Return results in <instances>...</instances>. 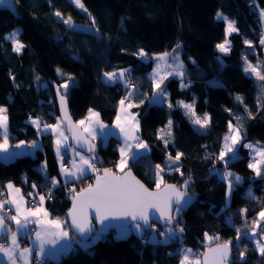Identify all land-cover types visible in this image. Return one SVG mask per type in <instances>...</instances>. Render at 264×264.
Instances as JSON below:
<instances>
[{
    "label": "trees",
    "instance_id": "obj_1",
    "mask_svg": "<svg viewBox=\"0 0 264 264\" xmlns=\"http://www.w3.org/2000/svg\"><path fill=\"white\" fill-rule=\"evenodd\" d=\"M15 2L18 15L0 10V107L7 109L13 140L30 141L39 136L29 120L31 117L44 124L57 122L53 83L60 85L64 81L57 75V68L76 78L67 94L72 117L78 121L89 109H96L104 122L111 123L128 89L123 82L104 83L102 73L129 69V82L142 94L152 95L153 83L148 73L154 61H143L133 53L139 48L149 55L171 51L177 42L182 45L185 78L194 83L182 88L181 81L172 77L164 85L175 97L194 103L197 113L208 112L211 117V124L202 132L181 107L168 109L163 103L148 101L137 105L141 109L134 107V111L139 110L140 136L150 150L141 161H129L127 168L131 167L149 187H156L155 165L166 167V154L174 157L177 151L182 152L184 155L178 163L184 175L164 168L162 174L164 182H175L179 188L191 177L187 191L193 195L194 203L179 216L174 211L172 222L164 227L153 225L149 230L142 227L121 238H115L110 230L100 234L89 247L75 245L68 254L57 260L47 259L46 264H180L181 250L186 247L201 255L208 245L228 241L233 243L231 264H264V256L249 237L253 221L264 209V178L248 167L249 148L238 146L237 158L229 160L227 165L217 159L223 138L228 134L229 121L240 128L245 136L243 143L252 140L264 144V102L258 103L256 79L242 68L247 57L253 63H260L264 71V45L260 44L261 24L256 9V3L262 7L264 0H82L87 13L72 0ZM219 9L239 29L238 33L229 35L231 51L227 54H220L215 47L226 38L225 22L215 15ZM55 11L63 13L65 18L71 16L80 27L76 31L68 29L53 14ZM88 13L95 18L102 38L86 30L92 23ZM17 26L21 27L19 39L26 45L21 53L14 52L12 42L5 39ZM200 69L203 71L198 74ZM212 76L221 80L219 86L209 84L207 79ZM237 96L243 98V103L237 101ZM236 116L240 117L239 123ZM170 118L173 137L165 147L158 131ZM40 138L42 146L36 154L9 160L0 158V191L11 181L23 192L33 189L40 197L47 187L52 198L46 201V206L52 214L65 217L71 203L66 182L53 186L47 179L60 176L53 134L43 133ZM109 139L105 145L100 138L95 139L100 150L94 155L95 161L100 168L116 171L119 149L116 140ZM225 172L241 177L239 183L234 182L229 201L227 179L231 177L222 179L218 174ZM23 173L28 177L24 178ZM80 181L78 189L84 185ZM241 209H247V213L241 214ZM7 222L14 231V222ZM263 224L264 221L261 227ZM179 227L184 228L182 233L168 234L169 228ZM205 234L218 239L209 241ZM238 248L245 252L243 261Z\"/></svg>",
    "mask_w": 264,
    "mask_h": 264
},
{
    "label": "snow or ice",
    "instance_id": "obj_2",
    "mask_svg": "<svg viewBox=\"0 0 264 264\" xmlns=\"http://www.w3.org/2000/svg\"><path fill=\"white\" fill-rule=\"evenodd\" d=\"M74 5L82 9L87 13L82 0H72ZM0 5H5L11 7L9 0H0ZM60 21L70 30L76 31L80 26L75 25L71 16L64 18L63 13L60 11H55L53 13ZM92 20V26L88 27L87 31H94L98 38H102L99 29L95 27L96 21L91 14L88 13ZM261 15H264V10H262ZM218 19L226 20L227 18L222 15V13H217ZM233 32H239V29L235 26L233 21H228L226 29V38L222 43L216 45L220 53L227 54L231 51V41L227 39V35ZM20 30H14L12 33L8 34L5 39L12 42L13 51L16 53H21L26 45L19 39ZM60 39V37H58ZM246 44L252 46L251 41H245ZM260 44L264 45V36L260 39ZM182 47L180 42H177L176 46L171 51H164L162 53H153L149 55L143 48H139L137 52L133 53L141 58V60H154L156 61V66L153 69L152 83L153 92L152 96L149 98L150 103H165L164 98L169 94L167 90L162 87L164 82L169 79V77H175L180 79L181 87L185 88L188 85L183 81L186 77V69L184 68L183 62L179 59V50ZM245 64L243 66V71L249 76H253L255 79L264 81V71L261 70V64L252 65L251 62L244 57ZM193 63H195L193 61ZM162 69L166 70L162 73ZM129 69H119L111 72H103L102 80L106 84H114L123 82L127 89H134V86L125 79L126 73ZM57 75L64 78V82L56 86L57 93L63 92L64 95H60V108L64 113L62 117L57 118V123L55 125L44 124L42 131L55 134V151L60 153L62 150L67 152L69 148L73 146L66 143L68 137L64 135L61 131V125L64 124L68 127L76 143L80 145L81 150L87 151L89 154L94 153L95 146L92 145L88 137H95L100 131H105L106 135H122L124 147L119 149L120 161L116 165V168L120 172L128 167L129 161H141L145 154L150 150L149 145L142 141L137 133L140 130V123L137 119L138 114H132L128 111L134 105L131 102V98L136 95V91H128L127 97L125 99L129 100L127 107H125V99L119 101L120 109L119 114L116 116L115 128L118 131L107 132L109 128L108 125L104 124L100 120V113L94 112L92 109L88 110V115L85 119L79 120L76 124H73L71 118L67 112V94L68 89L75 83L74 77L66 75L59 68L56 69ZM14 79V77H13ZM39 80V77H37ZM213 86H219L218 82H210ZM144 95V94H140ZM237 101L243 103V98L237 96ZM260 99H264V84L260 86V97H258V103ZM140 103H144L143 100ZM167 106L172 108L174 105L171 102H167ZM177 107H181L185 110V115L189 117L194 125L199 126V131H205L211 124V117L205 113L203 116L196 114L194 104H188L184 101H177ZM231 111V109H228ZM7 109L0 107V130H2L3 143H0V153L8 154L5 158L12 159L16 155L15 153L9 152L8 144V117L5 115ZM123 114V115H121ZM250 115V113H249ZM239 123L240 117H235ZM32 123L37 126L40 130L41 121L39 119L33 120ZM172 120L169 119L167 124V133L165 134L164 129L159 130L158 138L163 142L165 147L168 146L170 138L172 136ZM167 135L168 138H165ZM245 136L242 135L239 127L232 124L231 121L228 122V134L224 136L223 147L220 150L218 161L227 165L228 160L226 157L235 159L237 156V147L243 146L253 150V162L248 164V167L253 169L254 173L258 177L264 178V146H256L252 144L243 143ZM24 145L21 141L20 144L15 145V147L20 148ZM31 147H37V142L33 141ZM184 154L177 151L176 155L173 157L170 153L166 157L168 164L167 168L169 171L178 172L181 176L184 175L180 171L182 165L178 162ZM76 156L79 157V164L73 160V168H66L63 164L61 158V171L65 178V182H72L79 179H84L88 172H98L96 168L94 155L88 157L81 156L79 151L76 152ZM256 157H259L258 159ZM46 166V165H45ZM42 166V169L43 170ZM164 169L160 165H155L154 171V182L156 186V191H149L140 181L136 180L132 176L131 171H127L124 175L117 176L111 169H104V175L95 177L96 184L95 187L89 185L88 188L83 189L81 192L76 193L72 197L73 207L69 211V219L61 220L59 217L50 219L49 212L42 208L36 207L32 209H25L23 204L25 201L20 198L17 199L16 196L12 195L10 200H0V239L5 237H10L7 243L0 242V254H3L7 258L9 264H17V259L19 258L23 264H33V259H35L36 264H43V258L50 255H58L69 249H71V241L73 237H70L69 232L65 231V227H71L75 230L77 237L79 239L76 241L78 243L87 246V242H95L107 228L118 227L120 229L121 236L127 234L129 228V222L137 231L142 229V225L149 224V212L150 210L153 214L158 213L157 219L163 217L167 222L171 223L173 220L172 212L175 211L176 215L182 212V210L191 203L193 197L187 192V189L192 182L191 177L186 179L183 185L178 188L173 184H164ZM222 179L231 177L227 179V194L230 197L231 192L234 188V182L239 183L241 181L240 176H235L232 172L218 173ZM48 182L53 186L59 184V181L54 178H47ZM163 185V187H162ZM35 187V185H32ZM183 188V190H181ZM7 189L19 193L20 189L14 188V185L9 182L7 184ZM251 196V191H249ZM50 196V193H49ZM45 200L44 196L39 197V201L42 204ZM12 204L15 206V215H11L12 209L7 208L6 205ZM7 215L5 214V210ZM90 209H94V213L90 212ZM247 209H241V214H246ZM30 217L36 219L32 220ZM42 217V218H41ZM95 219L101 228L96 231L91 223L92 219ZM6 219L14 222L17 227V231L13 232L11 230V224L6 223ZM113 221H120L119 224L113 225ZM264 221V209L257 214V219L253 221V227L249 236L256 242L257 249L261 256H264V227H261V222ZM31 224L39 225V229L34 232L33 244L34 247L31 248H20L18 242V232L21 230L24 232H29V226ZM184 231L183 227L179 228H169L167 230L168 234ZM257 233H259V239L257 238ZM206 238L211 241L213 239H218V237L207 236ZM241 239V236H237V240ZM63 241H69V243H62ZM166 242V241H164ZM52 246V247H50ZM240 260H245V252L240 251ZM182 257L180 259V264H201L199 259H193V253L191 249H183ZM231 241L225 242L222 245H217L215 248H210L206 254H204V264H229V257L231 255ZM35 253V257L33 254Z\"/></svg>",
    "mask_w": 264,
    "mask_h": 264
},
{
    "label": "crops",
    "instance_id": "obj_3",
    "mask_svg": "<svg viewBox=\"0 0 264 264\" xmlns=\"http://www.w3.org/2000/svg\"><path fill=\"white\" fill-rule=\"evenodd\" d=\"M158 53H162V52H158ZM155 68V62H154V66H153V68L149 71V73H148V75H149V78H150V80H151V82H152V73H153V69ZM162 73H163V71H162ZM125 79L127 80V81H129L128 80V73H126V75H125ZM178 81H180V79H177ZM184 82H185V84H187V85H190V84H192V83H194V81L192 80V79H184ZM162 87L163 88H165L166 90H167V93L169 94L167 97H165L164 98V100H165V102L166 101H168V102H173V103H175L176 104V102L179 100V98L178 97H175L171 92H170V89L169 88H167L164 84L162 85ZM132 90H135L136 91V95L135 96H133L132 98H131V102L133 103V107L131 108V109H128V111L130 112V113H132V114H138V116H137V119L139 120V123H140V116H139V110H137V111H134L133 110V108L134 107H136L137 105L139 106H142V105H144L147 101L148 102H150L149 101V98L152 96V95H149V96H146V95H140L141 93H142V91L138 88V87H136V88H134V89H128L127 90V92L125 93V97L124 98H122V99H125L126 97H127V93H128V91H132ZM153 92V91H152ZM152 94V93H151ZM141 100H143L144 101V103H140V101ZM129 103V100L128 99H125V107H127V104ZM156 103H158V102H156ZM163 104H165V103H163ZM166 105V104H165ZM118 108H117V111H116V114H115V118H114V120L111 122V123H106V122H104L102 119H100L104 124H106V125H108L109 126V128L106 130L107 132H114V131H118V129H116L115 128V120H116V116H117V114H119V109H120V105H119V103H118ZM137 106V107H138ZM167 106V105H166ZM168 107V106H167ZM139 108V107H138ZM139 109H141V108H139ZM5 115H7V117H8V114H6L5 113ZM88 115V112H87V114H86V116ZM121 115H123V114H121ZM86 116H84L83 118H81V119H85V117ZM79 121V120H78ZM10 122H9V120H8V133H9V137H8V139L10 140V141H12L13 143L14 142H17V141H19V140H21V139H19V140H13L12 139V137H11V133H10ZM140 131H141V127H140V130H139V132L137 133V135L139 136V138L140 139H142V137L140 136ZM1 132H2V130H1ZM47 133H50V132H47ZM52 133V132H51ZM159 131H158V136H159ZM91 137V136H90ZM93 140H95L96 138H100L101 140H102V142H103V144L105 145L106 143H108L109 142V138H112V139H114V140H116L115 142H116V147H117V149H120L121 147H124V143H123V136L122 135H106L105 134V131H100L98 134H96L95 135V137L93 138V137H91ZM0 143H3V136H2V134H0ZM142 141H144V142H146L144 139H142ZM69 141L67 140V142L66 143H68ZM147 143V142H146ZM9 144V143H8ZM12 144V143H11ZM11 144H9V152L10 153H15L16 155L14 156V157H16V156H20V155H23V154H26V153H20V152H18V150L16 151L15 149H14V147H12L11 146ZM72 144V143H71ZM148 144V143H147ZM222 144H223V142H222ZM75 147V146H74ZM76 148V147H75ZM150 149V148H149ZM78 150V149H77ZM63 151V150H62ZM61 151V152H62ZM71 150L70 149H68V155H61V157H62V159H64L63 160V163L65 162V160H67V166H69L70 167V169H72V170H74V168H73V160L75 159L76 160V162H77V164H79V157L78 156H76V152H75V154H74V156L72 157V155H71V152H70ZM79 151V150H78ZM54 152H55V150H54ZM18 153H20V154H18ZM56 153V152H55ZM63 153V152H62ZM79 154L81 155V156H85V157H88V156H90V154H87V153H84V152H82V151H79ZM120 154V153H119ZM8 154H6V153H0V158H2V159H4V160H9V159H6L5 157L7 156ZM169 154H166V156H165V164H166V167H163L162 166V168H164V169H167L168 170V168H167V164H168V161H167V159H166V157L168 156ZM72 157V158H71ZM119 161H120V157H119V159H118V162H117V164L119 163ZM95 164H96V161H95ZM116 164V165H117ZM64 165H66L65 163H64ZM89 173H91V172H88L87 174H89ZM54 179L56 178V177H53ZM58 181H59V184H61V183H64L65 182V180L63 181V179H62V175L60 174V176H58ZM11 182V181H10ZM9 182H7V183H5V185H4V187H5V189L3 190L4 192H5V198L7 199V200H10L11 199V196L12 195H14V196H16V198L17 199H20V198H22L24 201H25V203L23 204V207L25 208V209H32V208H36V207H42V208H44V209H46L48 212H49V218L50 219H54V218H57V217H59L61 220H67L66 219V217L64 218V217H62V216H58V215H54V214H52L51 212H50V210H48L49 208H46V207H44L42 204H40V203H37L36 205H33V207H31L30 205H29V203H28V200H27V197H25L24 196V192H23V190H22V188L20 187V186H17V185H15L14 183H12L13 185H14V188H18V189H20V191H19V193H16V192H14V191H12V190H9V189H7V184H8ZM52 185V184H51ZM58 185V184H57ZM10 207L11 208H13V211H14V214L13 215H15L16 214V212H15V206L14 205H12V204H10ZM42 218V217H41ZM30 219H32V220H34V219H36V218H34V217H30ZM15 225V224H14ZM31 226H32V228H34L35 230H38L39 229V225H37V224H31ZM29 230H31V228H30V226H29ZM65 231H68L69 232V235H70V237H73V240L71 241V249H69V250H67V251H65V252H63V253H60V254H58V255H50V256H46V257H44V259H53V260H57L58 258H60L62 255H64V254H68V252H70L71 250H72V248L75 246V245H78L79 243L78 242H76L77 240H78V238H77V236L75 235V234H73L72 233V231H71V228H69V227H65V229H64ZM133 230H136L135 228H134V226H133ZM17 231V227H16V225H15V228H14V231L13 232H16ZM137 231V230H136ZM33 239H34V236H30L29 237V232H24V231H20V232H18V242H19V247L22 249V248H31V247H34V244H33ZM10 240V237H8V239L7 240H5V241H2L3 243H5L6 244V246H7V243H8V241ZM62 243H65V244H67V243H69V241H63ZM81 244V243H80ZM50 247H52V246H50ZM33 257H35V253L33 254ZM0 264H9V262L7 261V258L6 257H4L3 256V254H0ZM17 264H23V262L18 258L17 259ZM33 264H36V262H35V259H33Z\"/></svg>",
    "mask_w": 264,
    "mask_h": 264
},
{
    "label": "rangeland",
    "instance_id": "obj_4",
    "mask_svg": "<svg viewBox=\"0 0 264 264\" xmlns=\"http://www.w3.org/2000/svg\"><path fill=\"white\" fill-rule=\"evenodd\" d=\"M256 9H257V12L259 13V16H260V24H261V37L262 36H264V15H261V12H262V10H264V6H260L259 4H257L256 3ZM222 13V15L224 16V17H226L227 19L226 20H224V22H225V25H226V27H225V32H226V29H227V23H228V21H233L234 22V20L231 18V17H229L227 14H225V13H223V11L221 10V9H219L218 11H216V13H215V15H216V17H217V13ZM65 18V17H64ZM92 26V23H90L88 26H87V28L88 27H91ZM236 26V25H235ZM95 27H96V25H95ZM97 28V27H96ZM21 30V27L20 26H17V27H15L10 33H12L14 30ZM9 33V34H10ZM227 39L228 40H230V36L229 35H227ZM224 40H222L221 41V43L223 42ZM219 44V43H218ZM216 47V46H215ZM216 49H217V47H216ZM218 50V49H217ZM219 51V50H218ZM179 53H180V50H179ZM220 53V52H219ZM221 54V53H220ZM179 59L183 62V60H182V58H181V53H180V55H179ZM248 60V59H247ZM154 61V60H153ZM249 62H251L250 60H248ZM155 62V66H156V61H154ZM222 63H223V61H222ZM183 64H184V62H183ZM244 64H245V60H244V62H243V64H242V68H243V66H244ZM251 64L252 65H257V63H253V62H251ZM184 68H185V65H184ZM60 69V68H59ZM162 71L164 72V71H166V70H164V69H162ZM203 70L202 69H200V71L198 72V74H200L201 72H202ZM246 74V73H245ZM186 75H187V70H186ZM248 75V74H247ZM251 77H253V76H251ZM172 77H169V79H171ZM254 78V77H253ZM208 80V82H209V84H211L210 82H218V84H220L221 83V80H219L216 76H212L211 78H209V79H207ZM74 81L76 82V78H74ZM64 81H62V82H60V84H62ZM184 82V81H183ZM185 83V82H184ZM262 84H264V81H260V80H258V79H256V85H257V89H258V97H260V86L262 85ZM212 85V84H211ZM71 88V87H70ZM70 88L68 89V92L70 91ZM258 97H257V100H258ZM178 101H184L185 103H188V104H194V103H192V102H190V101H187V100H185L184 98H180ZM167 102L168 101H166L165 102V104L167 105ZM264 102V99H260V101H259V104H262ZM171 103L175 106L176 104L175 103H173L172 101H171ZM168 109H171V108H169L168 107ZM181 110L183 111V113H185V110L183 109V108H181ZM94 112H98V113H100L99 111H97L96 109H94L93 110ZM205 113H207L209 116H210V114L208 113V112H202V113H197L196 112V114L197 115H199V116H203ZM188 119H189V117L188 116H186ZM100 119H102L101 118V115H100V117H99ZM36 119H38V118H36V117H31L29 120L32 122L33 120H36ZM171 120H172V118H170ZM80 120H82V119H80ZM103 120V119H102ZM189 121L191 122V120L189 119ZM57 122H51L50 124L49 123H46V124H49V125H55ZM192 123V122H191ZM167 124H168V122L164 125V126H161L160 128H159V130L160 129H164V132H165V134L167 133V131H168V129H167ZM193 124V123H192ZM233 124V123H232ZM43 125H44V123H41V125H40V130H38L39 131V136L37 137V138H33V139H30V141H26V140H24V139H21V140H19V141H17V142H12V141H10L9 139H8V143L9 144H11V146L12 147H14V149L17 151L18 150V152H20V153H26V154H29V155H31V154H36L35 152H36V150L38 149V148H41V146H42V142H41V138H40V134H43V133H47V132H44V131H42V129H43ZM234 125V124H233ZM36 128H37V126L36 125H34ZM197 129H198V127L199 126H197V125H194ZM236 126V125H235ZM172 130V129H171ZM61 131H63L64 132V135L66 136V137H68V144H71V141H70V134L66 131V130H64L63 129V127H62V125H61ZM50 133H51V131H49ZM172 132V131H171ZM0 133H2L1 132V130H0ZM53 134V141H54V150H55V140H56V136H55V134L54 133H52ZM173 136H171V138H172ZM165 138H168L167 137V135H165ZM171 138H170V141H171ZM142 140V139H141ZM21 141H23L24 142V145L23 146H21L20 148H17V147H15V145H17V144H20V142ZM33 141H36L37 142V147H35V148H33V147H31V144H32V142ZM1 142V141H0ZM223 143H224V140H223ZM245 144H252V145H256V146H264V144H262V143H260V142H256V141H252V140H247V143H245ZM72 145V144H71ZM223 145V144H222ZM73 146V145H72ZM223 147V146H222ZM71 151V155H72V157L74 156V154H75V152L76 151H78L74 146L72 147V148H69ZM250 150V154H251V161H250V163H252L253 162V150L252 149H249ZM56 152V151H55ZM63 152V153H62ZM62 152H60V153H57L56 152V157H57V160H58V163H59V174H61L62 175V179H63V181L65 180V178H64V176H63V174H62V171H61V155L63 156V155H66L67 154V152H64V151H62ZM20 153H18V154H20ZM238 154H239V152H238V147H237V156H238ZM90 155H93V154H90ZM237 156H236V158H237ZM71 157V158H72ZM257 159L259 158V157H256ZM226 159L229 161V160H232L230 157H226ZM62 160H64V159H62ZM76 161V160H75ZM77 163V162H76ZM64 164V163H63ZM96 165V164H95ZM66 168H69L70 169V167L69 166H67V164L66 165H64ZM264 169V166H262V170ZM116 171H118L117 170V168H116ZM56 178V180H58V176H55ZM86 184H91V181L90 182H86V183H84V185H81L80 187H84ZM25 196V195H24ZM231 196V195H230ZM26 197V196H25ZM227 199H228V201H229V199H230V197L228 196V194H227ZM5 200H7V199H5ZM28 200V199H27ZM29 203V202H28ZM37 203H40V201L38 200L35 204H33V205H36ZM41 204V203H40ZM30 205V204H29ZM33 205H30L31 207H33ZM42 205H43V203H42ZM9 206H10V204H9ZM44 206V205H43ZM45 207V206H44ZM46 208H48V207H46ZM12 210H13V208H11ZM49 210V209H48ZM13 214H14V211H13ZM12 214V215H13ZM264 225V224H263ZM262 225V226H263ZM31 226V225H30ZM31 228V230H29V237L31 236L30 234L32 233V231L34 230V228H32V227H30ZM132 230H133V226H132V224L131 225H129V228H128V230H127V234L126 235H123V236H121V234H120V229L117 227V228H115V229H113L112 230V235L115 237V238H121V237H127L130 233H132ZM251 233V232H250ZM250 237V236H249ZM78 239H79V237H77ZM251 238V237H250ZM257 238L259 239V234L257 233ZM252 239V238H251ZM98 239H96L95 240V242L97 241ZM252 241H254L253 239H252ZM92 243H94V242H91L90 240L87 242V246H85L84 244H80L81 246H83L84 248L85 247H89V245L90 244H92ZM254 244H255V246L257 247V245H256V242L254 241ZM184 249H191L192 250V253H193V259H199L200 261H201V255H199V254H197V251L196 250H194L193 248H191V247H186V248H184Z\"/></svg>",
    "mask_w": 264,
    "mask_h": 264
},
{
    "label": "water",
    "instance_id": "obj_5",
    "mask_svg": "<svg viewBox=\"0 0 264 264\" xmlns=\"http://www.w3.org/2000/svg\"><path fill=\"white\" fill-rule=\"evenodd\" d=\"M9 3L11 4V7H8V6H5V5H0V10H2V9H6V10H8L10 13H12V14L14 13L15 15H18V13H17V2H15V0H9ZM57 85H58L57 83H53V87H55V90H54V98L56 99V109H57V111H58V117H62V116L64 115V113L61 111V108H60V99H59V97H60V95H64V93H63V92H61V93H59V94L57 93V91H56V86H57ZM66 99H67V104H66L67 112H68V114H69V116H70V118H71L72 123H73V124H76V122H78V121H77L76 119H74V118L72 117V115H71V111H70V108H69V98L66 97ZM62 127H63L64 130H66V131L70 134V137H71V138H70V141H71L72 145L75 146L76 149H78L79 151H82V152H84V153L89 154L87 151H83V150H81V147H80L79 144L76 143V140H75V138L73 137L71 130H70L68 127H66L64 124H62ZM88 140H89V142H90L92 145L95 146V151H94V153H92V154H93V155L98 154V153L100 152L98 141H97V140H93L90 136L88 137ZM104 169H111L112 172H113L115 175H117V176L124 175L127 171L130 170L131 173H132V176L135 177L136 180L140 181V182H141L146 188H148L149 191H156V187H149V186L146 184L145 181H143L141 178H139V177L136 175V173L134 172V170H133L131 167L126 168V169L124 170V172H120V171L117 172V171H114V170H113L112 168H110V167H104V168H101V170L99 171V173H97V175H99V176H103V175H104ZM97 175L94 176L93 180L91 181V184H88V185H86L85 187L76 190V192L73 194V196L76 195V193L81 192L83 189L88 188L89 185H92L93 187H95V184H96L95 177H96ZM164 184H173V185H176V186H177V184H176L175 182H169V181L164 182ZM162 187H163V185H162ZM177 187H178V186H177ZM178 188H179V187H178ZM181 190H182V189H181ZM187 192H188V191H187ZM188 194H189L190 196L193 197V195H192L190 192H188ZM73 196H72V197H73ZM193 203H194V197H193L191 203H189V204H188L183 210H185L187 207H189V206L192 205ZM72 207H73V201H72V198H71L70 207L67 209V211H66V213H65V217H66V219H69L68 214H69V211L72 209ZM89 211L92 212V213H94L95 210H94V209H90ZM171 214H172V216H173V215H174V211H173ZM158 215H159L158 213L153 214V212L150 210V212H149V224L151 225V227H148L147 225H142V227H143L145 230H149V229H151V228L153 227V225H158V226H162V227H164L165 225H167L168 222H167L163 217H160L159 219H157V216H158ZM6 223H8L7 220H6ZM91 223H92L94 229H95L96 231H99V229L101 228V225H100V224H99L94 218L91 220ZM112 223H113V225H117V224L120 223V221H113ZM129 225H131V222H129ZM69 228H71V227H69ZM115 228H117V227L114 226V227H111V228H107L102 234H106V233L110 232V230H113V229H115ZM71 231H72L73 234H75V235L77 236V234H76V232H75V230H74L73 228H71ZM224 243H225V242H219V243H215V244L208 245V247H205V248L203 249L202 253H201V264H204V254H206L210 248H215V247H217V245H222V244H224ZM231 248H232V251H233V243H232V242H231ZM232 251H231V255H230V257H229V264H231V261H232V258H233V253H232Z\"/></svg>",
    "mask_w": 264,
    "mask_h": 264
},
{
    "label": "built area",
    "instance_id": "obj_6",
    "mask_svg": "<svg viewBox=\"0 0 264 264\" xmlns=\"http://www.w3.org/2000/svg\"><path fill=\"white\" fill-rule=\"evenodd\" d=\"M131 84H132V85L134 86V88H135V84H133V83H131ZM66 155H68V152H67ZM64 163H65V164H68V163H67V160H65ZM96 168H97L98 170L100 169V167H99L97 164H96ZM95 173H96V172H91V173L87 174L86 177H85L84 179H82L83 182H84V183H86V182H90V181L92 180V178H93V175H94ZM22 175H24V178H27V177H28V175H26V173H23ZM80 183H81L80 179H79V180L72 181V182L64 183V184H66V191H67V193H68L69 196H71V197L73 196L72 194L76 192L77 186L80 185ZM49 193H50V196H49ZM43 194H44L43 196L45 197V200H44V202H43V205H44L45 207H47V206H46V201H47L48 199H51V198H52V196H51V195H52V194H51V190L48 189L47 187H45V188L43 189ZM24 195L27 197L28 202H29L30 205L35 204V203L39 200V197L35 195V192H34L33 189H27L26 191H24ZM5 199H6V198H5V192H4L3 190H1V191H0V200H5ZM7 208H11V207L9 206V204L6 205V209H7ZM6 209H5L4 211H5V214L7 215V211H6ZM12 214H13V210H12V212H11V215H12ZM64 218H65V217H64ZM30 227H32V226H30ZM35 231H36V230L34 229L30 235H31V236H34V232H35ZM47 262H48L47 259H44V258H43V264H46Z\"/></svg>",
    "mask_w": 264,
    "mask_h": 264
}]
</instances>
